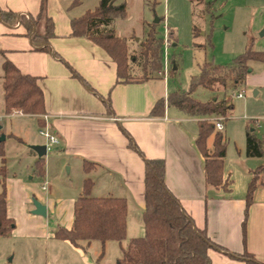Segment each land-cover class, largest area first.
<instances>
[{"label": "crops", "instance_id": "crops-1", "mask_svg": "<svg viewBox=\"0 0 264 264\" xmlns=\"http://www.w3.org/2000/svg\"><path fill=\"white\" fill-rule=\"evenodd\" d=\"M40 1L0 0V10L29 17L39 11ZM246 3L255 4L250 30L255 48L264 50V0ZM64 9L58 0L46 2V12L53 21L51 51L34 49L19 22L7 25L0 19V54L22 73L36 77L43 91L45 113L32 116L40 119V128L46 126L57 138L59 155L73 159L81 173V179L73 185L77 195L54 201L36 184H27L30 191L25 190V183L15 190L5 181L8 214L14 220L17 216L16 222L23 218L24 234L38 235L35 222L42 223V216L30 212L32 196L56 214L57 225L68 228L72 223L73 200L81 193L83 180L89 177L90 195L95 196L93 191L99 179L104 196L126 199V228L128 216L135 208L139 210L136 220L142 224L144 158H163L168 190L194 225L205 229L210 240L224 248L209 249L213 264H244L236 255L244 250L264 262V171L258 175L246 212L244 198L251 177H244L245 191L233 192V179L229 191L207 186L204 157L196 145L198 118L166 103L163 115L150 114L156 100L165 99L170 92L163 74L141 82H117L116 66L108 54L92 40L70 35L72 16ZM39 27L37 30L42 31L43 26ZM251 69L245 82L264 91V64H252ZM7 135L16 137L11 132ZM18 140L22 142L21 138ZM84 161L93 164L88 172L83 170ZM262 161L258 158L247 165L250 176ZM72 166L69 162V172ZM16 222L12 233L18 229ZM53 230L45 233L42 229L40 233L52 237Z\"/></svg>", "mask_w": 264, "mask_h": 264}, {"label": "trees", "instance_id": "trees-1", "mask_svg": "<svg viewBox=\"0 0 264 264\" xmlns=\"http://www.w3.org/2000/svg\"><path fill=\"white\" fill-rule=\"evenodd\" d=\"M202 2L203 0H192ZM126 16L124 2L99 0L93 9L70 18L71 36L85 37L100 46L115 63L117 82H141L157 76L156 71L163 67V39L156 31L155 21L146 22L142 40L139 64L141 76H136L132 64L137 60L130 54L126 37L116 34L113 21ZM0 19L7 25L19 22L24 27V35L30 38L34 49L51 51L49 39L54 35L53 21L46 12V0L40 1L39 11L26 17L12 10H0ZM43 26L42 31L37 26ZM194 33L198 31L194 27ZM174 39L172 32L167 40ZM131 61V63H130ZM251 62L264 64V50L254 46L253 36L249 35L244 50L238 54L230 67L205 61L199 72L191 75L188 90H173L164 99L156 100L150 114L161 116L165 103L172 105L190 117H196V145L204 157V176L207 186L229 191L232 180L224 175L223 157L225 146L223 136L214 131V118L225 117L232 109V103L226 101L228 90H234L242 83L251 69ZM3 112L11 114L21 112L29 115L45 113L44 97L36 77L22 73L9 59L2 63ZM210 91H219L207 101H199L191 96L197 86ZM38 118V123H40ZM1 132V131H0ZM213 133L212 147L207 145L208 137ZM20 139V138H17ZM245 155L262 158L252 170L245 193V212L255 189L258 175L264 171V134L257 136L254 129L247 131ZM3 150L0 149L2 166L0 191V236L12 234L15 220L7 212L5 169ZM92 163L84 161L83 170L88 172ZM43 157L34 162L33 173L44 175ZM165 163L163 158H144V206L142 209L143 235L129 239L122 250V256L114 264H213L208 253L210 248L224 250L215 244L206 234L205 229L196 227L190 215L181 207L178 199L165 184ZM92 181L83 180L81 193L73 200L72 223L66 228L60 224L52 232V237L66 240L83 250L92 240L104 245L108 240L121 242L126 236L127 202L124 197L92 196ZM244 227V223H243ZM231 254V253H230ZM234 255V254H232ZM244 264H264L248 251L236 254Z\"/></svg>", "mask_w": 264, "mask_h": 264}, {"label": "rangeland", "instance_id": "rangeland-1", "mask_svg": "<svg viewBox=\"0 0 264 264\" xmlns=\"http://www.w3.org/2000/svg\"><path fill=\"white\" fill-rule=\"evenodd\" d=\"M58 1L63 4L69 16H77L85 10L93 9L99 0ZM115 2L125 4L126 16L116 18L113 27L116 34L126 37L130 54L139 60L132 64L136 76H141L139 41L146 30V22L157 19L156 31L163 39V67L155 74H163L170 92L176 89L188 90L191 75L197 74L200 65L205 61H212L224 67L232 66L234 58L244 50L251 35L250 23L255 5H247V0H203L199 3L192 0ZM39 26L41 27V24ZM194 27L198 29L195 33ZM170 32L174 39L169 38L168 41L167 35L169 37ZM2 60L0 54V134L7 135L11 132L22 139L20 142L16 137L7 135L0 141V149L4 154L5 181L15 190L25 183V190L30 191L27 184H36L45 192L47 198L54 201L76 196L73 185L82 175L76 170L73 159L59 155L57 144H52L43 156L44 175L39 177L33 173L34 162L39 157L31 146L46 144V139L39 132L38 118L32 115L4 114ZM257 63L250 64L252 66ZM258 90L252 84L246 83L245 79L234 90H228L225 97L227 102L232 103V109L227 116L222 117V128H214V131H219L223 136L224 175L234 180L233 192L245 191L244 177H251L246 167L250 162L258 160L256 157L249 158L244 151L247 131L254 129L257 136L264 134V91L259 90L256 94ZM237 92H241L242 97H237ZM190 94L202 102L222 96L218 90L210 91L199 85ZM212 141L213 133L207 139L208 147L212 146ZM69 162L73 164L71 172L68 170ZM101 185L100 180L96 179L93 191L95 196L106 195ZM1 189L0 181V191ZM138 216L139 210L135 208L128 216L126 236L121 242L108 240L102 245L100 241L92 240L85 251L70 246L66 241L40 233L42 229L48 233L57 226L58 218L50 210L46 216H42V223L35 222L38 235L24 234L26 224L23 218L16 222V216L18 229L11 235L0 236V264H114L122 256V250L129 239L143 235L142 224L136 220Z\"/></svg>", "mask_w": 264, "mask_h": 264}, {"label": "water", "instance_id": "water-1", "mask_svg": "<svg viewBox=\"0 0 264 264\" xmlns=\"http://www.w3.org/2000/svg\"><path fill=\"white\" fill-rule=\"evenodd\" d=\"M157 21V19H155ZM1 129V126H0ZM5 135L0 134V141L4 140ZM35 152L37 153L38 157H42L46 154V144H38V145H32L31 146ZM32 202V209L30 212L34 215H39V216H46L47 210H46V205L40 202L37 198L32 197L31 198Z\"/></svg>", "mask_w": 264, "mask_h": 264}, {"label": "built area", "instance_id": "built-area-1", "mask_svg": "<svg viewBox=\"0 0 264 264\" xmlns=\"http://www.w3.org/2000/svg\"><path fill=\"white\" fill-rule=\"evenodd\" d=\"M237 97H242V93L241 92H237L236 94ZM221 119L222 117H217L214 118L215 121V127L218 129L222 128V123H221ZM39 132L45 137L46 139V150L49 149V147L57 142V138L48 130V128L42 127L40 128Z\"/></svg>", "mask_w": 264, "mask_h": 264}]
</instances>
